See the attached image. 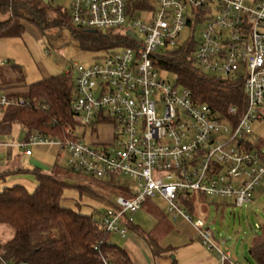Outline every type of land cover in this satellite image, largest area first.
<instances>
[{
	"label": "built area",
	"instance_id": "built-area-1",
	"mask_svg": "<svg viewBox=\"0 0 264 264\" xmlns=\"http://www.w3.org/2000/svg\"><path fill=\"white\" fill-rule=\"evenodd\" d=\"M66 1L74 26L122 35L124 41L102 62L71 67V110L80 135L68 132L73 140L66 143L34 135L18 146L53 145L65 154L73 173L103 181L114 176L118 184V175L133 179L135 189L123 185L127 195H117L95 218L105 233L125 237L132 216L147 201L161 198L170 218L190 223L195 237L225 264L229 253L220 251L214 233L185 204L199 196L249 206L264 179V146L247 147L253 143L252 125L264 121V0ZM202 22L196 42L193 31ZM185 28L189 36L180 41ZM190 40L195 65L203 71L242 77L246 109L235 124L220 119L158 69L162 51ZM19 104L0 97V108ZM236 110L230 106L227 114L234 116ZM87 129L90 140L85 143Z\"/></svg>",
	"mask_w": 264,
	"mask_h": 264
},
{
	"label": "trees",
	"instance_id": "trees-1",
	"mask_svg": "<svg viewBox=\"0 0 264 264\" xmlns=\"http://www.w3.org/2000/svg\"><path fill=\"white\" fill-rule=\"evenodd\" d=\"M42 0H0V38H17L23 34L22 22L34 25L39 31L51 24L58 29L67 28L80 39L87 50L104 51L124 41L122 35L81 29L74 26L68 9L53 8ZM57 15L47 19V12ZM195 42L188 41L170 50L162 51L156 58L158 69L167 76H173L181 87L187 88L193 98L209 105L220 119H232L234 124L246 109V98L242 88V77L213 76L195 65L193 52ZM12 77L0 74V89L17 87L6 97L20 101L19 105L2 107L0 135L10 132L13 125L25 131L23 143L37 135L60 139L62 143L72 141L68 132L78 128L71 110L75 94L74 77L71 72H62L26 84L21 68L9 65ZM230 106L236 107V114L229 116ZM264 146V140L257 138L248 149ZM59 155V152H58ZM65 173L77 180L90 178L109 185L116 194L127 195L126 188L110 181L73 173L65 166ZM34 176L36 186L28 191L23 186L4 187L0 192V231L11 230V237L0 242V264H131L122 247L109 240L93 214H82L78 210L64 207V191L69 186L58 177L57 169L50 173L33 169L27 171ZM79 192H91L88 185H76ZM185 204L188 212L193 208ZM133 225V224H131ZM131 225L129 227H131ZM148 243L154 253L158 247L152 240ZM249 255L255 264H264V231L253 239ZM225 264H229L228 261Z\"/></svg>",
	"mask_w": 264,
	"mask_h": 264
},
{
	"label": "rangeland",
	"instance_id": "rangeland-1",
	"mask_svg": "<svg viewBox=\"0 0 264 264\" xmlns=\"http://www.w3.org/2000/svg\"><path fill=\"white\" fill-rule=\"evenodd\" d=\"M53 8L68 9L66 0L52 2ZM8 14L0 16V20L7 19ZM57 17L52 11L47 12V19ZM24 23V24H23ZM23 34L17 38H0V74L4 77H12L9 65H18L21 68L24 82L26 84L36 82L43 78L58 75L62 72L70 71L74 75L72 65L91 66L102 62L105 56L104 51L87 50L81 46L80 39L72 35L69 29H58L51 24H45L44 30L39 31L37 27L26 22ZM204 29V22L197 24L193 31L196 42L200 41ZM189 36V29L185 28L180 35V41ZM172 49L168 47L167 50ZM173 81V76H168ZM17 87H6L0 89V97L10 92H18ZM1 114V109H0ZM14 140L20 138L17 125H13L10 130ZM77 135L81 130L75 129ZM89 129L85 131L83 141L88 143L90 140ZM104 132V131H103ZM108 133L107 130H105ZM257 138L264 140V121L252 125V133L249 140L255 142ZM12 143V142H11ZM9 143V152L14 148ZM17 145V143H16ZM40 145V146H38ZM40 148V170L42 165L57 169L58 177L63 179L69 186L64 191V201L62 205L72 210H78L82 214H93L97 218L102 210L109 206V202L114 200L117 195L114 190L102 182L85 178L77 180L71 174L65 173L66 156L59 153L57 147L44 144H30V150ZM16 151L18 149H15ZM19 151H22L19 149ZM18 153V152H17ZM20 153V152H19ZM27 165L26 163H23ZM34 166V165H32ZM49 167V168H50ZM48 168V169H49ZM117 181L135 189L134 180L129 176L118 175ZM28 191H33L35 184L29 179L24 178L20 181ZM88 185L91 192H79L76 185ZM2 191L0 187V192ZM194 197V196H193ZM193 200V199H192ZM199 205L200 218L214 233L215 239L221 252H229L232 264H255L249 255V247L253 238L259 236L264 231V179L255 187L253 202L249 206L242 208L235 207L229 198L201 197ZM150 202L157 210L164 211L168 217L167 204L161 198H153L147 201L135 216H132L133 224L142 229H147L153 223L150 213L147 211V203ZM11 230L3 229L0 231V242L11 237ZM120 236L111 235V242H119ZM207 249V248H206ZM209 251V250H208ZM215 255L217 253L213 252Z\"/></svg>",
	"mask_w": 264,
	"mask_h": 264
},
{
	"label": "crops",
	"instance_id": "crops-1",
	"mask_svg": "<svg viewBox=\"0 0 264 264\" xmlns=\"http://www.w3.org/2000/svg\"><path fill=\"white\" fill-rule=\"evenodd\" d=\"M18 128L20 138H16L17 141L14 140L11 132L0 135V187L2 190L4 187H25L20 182L24 178L29 179L30 182L36 185L34 176L27 171L35 168L40 170V148L30 150L29 145H27L25 148L30 150V154L26 155L24 152L25 148L22 149L18 146L23 143L25 131L19 126ZM9 143L14 148L12 153L9 152ZM15 149L18 150L16 151ZM19 149L22 151H19ZM42 167L44 168L42 169L44 173H50L54 169L47 165H42ZM192 199L189 206L193 208L191 211L192 216L197 219L200 218V212H197L201 204V197L194 196ZM146 205L153 223L147 229H142L134 225L132 219L133 225L128 228L125 237H119V242H113L122 247L128 254L131 264H221L218 256L208 251L195 237L194 228L190 223L181 219L173 221L166 212L157 210L150 202ZM148 240H152L155 243L156 247H158V253L152 251ZM228 262L229 264L234 262L231 260L230 253ZM235 263L238 264L237 262Z\"/></svg>",
	"mask_w": 264,
	"mask_h": 264
},
{
	"label": "water",
	"instance_id": "water-1",
	"mask_svg": "<svg viewBox=\"0 0 264 264\" xmlns=\"http://www.w3.org/2000/svg\"><path fill=\"white\" fill-rule=\"evenodd\" d=\"M42 2H43L44 4H47V3H48V0H42ZM127 35L130 36V37L133 36L131 32H127Z\"/></svg>",
	"mask_w": 264,
	"mask_h": 264
}]
</instances>
